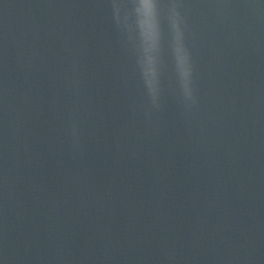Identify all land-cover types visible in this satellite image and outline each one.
<instances>
[{"label": "water", "instance_id": "1", "mask_svg": "<svg viewBox=\"0 0 264 264\" xmlns=\"http://www.w3.org/2000/svg\"><path fill=\"white\" fill-rule=\"evenodd\" d=\"M0 264H264V0H0Z\"/></svg>", "mask_w": 264, "mask_h": 264}]
</instances>
